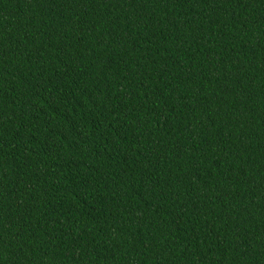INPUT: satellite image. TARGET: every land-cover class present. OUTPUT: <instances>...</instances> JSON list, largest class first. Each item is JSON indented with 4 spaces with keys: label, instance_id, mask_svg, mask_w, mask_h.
Segmentation results:
<instances>
[{
    "label": "trees",
    "instance_id": "16d2710c",
    "mask_svg": "<svg viewBox=\"0 0 264 264\" xmlns=\"http://www.w3.org/2000/svg\"><path fill=\"white\" fill-rule=\"evenodd\" d=\"M0 264H264V0H0Z\"/></svg>",
    "mask_w": 264,
    "mask_h": 264
}]
</instances>
